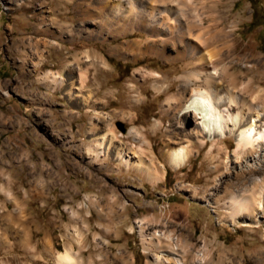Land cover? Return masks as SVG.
<instances>
[{
	"label": "rangeland",
	"instance_id": "1",
	"mask_svg": "<svg viewBox=\"0 0 264 264\" xmlns=\"http://www.w3.org/2000/svg\"><path fill=\"white\" fill-rule=\"evenodd\" d=\"M161 1L141 4L163 8ZM177 2L185 17L202 19L220 53L223 85L235 81L233 111L263 107L264 0ZM97 12L95 0H0V264H58L67 249L84 264H155L142 226L192 242L194 253L207 246V264H264V210L248 227L231 225L228 208L264 179V153L254 158L234 137L178 139L171 131L180 134V124L166 102L197 71L187 69L191 59L167 62L149 44L135 53L133 42L146 41V31L104 43ZM156 72L170 90L144 83ZM50 76L64 82L52 84ZM196 123L191 117L187 126ZM169 139L193 150L180 170L163 155ZM139 154L163 171L160 180L126 162Z\"/></svg>",
	"mask_w": 264,
	"mask_h": 264
},
{
	"label": "bare ground",
	"instance_id": "2",
	"mask_svg": "<svg viewBox=\"0 0 264 264\" xmlns=\"http://www.w3.org/2000/svg\"><path fill=\"white\" fill-rule=\"evenodd\" d=\"M95 1L99 18L103 20L101 23L102 30L99 31V35H96L104 43L135 35L137 31H146L150 36L146 41L137 40L133 42L135 53L143 50V44H149L153 45L151 48L153 54L165 59L167 62H176L185 58L191 59L187 64V69L197 71H190L191 73L183 76L180 91L171 95L166 102L167 111L173 112L180 124L178 131L180 134L174 131H171V133L179 137L178 139L181 136L189 139L196 137L198 139L206 138L214 142L219 139L224 140L234 137L239 149L254 153V158L263 157L264 106L255 105L253 109L250 108L248 114L233 111L238 104L237 97H239V94L235 91V81H231L230 85L232 87L227 88L223 85V73L219 69L222 62L219 58L220 53L212 51L213 42L207 37V31L201 18L198 16H194L192 19L185 17V10L181 3L177 2L178 0H162L161 6L163 8L148 7L147 9L141 4V0H119L118 3H116L118 0ZM126 2L127 4H125ZM175 3H178V5ZM169 14H174L175 17L172 18ZM109 16L112 20L108 19ZM107 26L110 27V30L106 33L103 30ZM45 44L47 47L52 48L56 45L51 42ZM229 48L231 50L233 46L230 45ZM37 55L39 57L38 65L42 66L45 62L43 53L37 52ZM87 58L91 60L92 64L99 62L98 55L88 53ZM104 65H107V63H104ZM49 78L52 84L53 82H64L59 76H50ZM163 78L164 76L156 72L153 78H146L144 83L153 80L154 88L158 92H162L166 88L170 90L171 86L164 85ZM133 90L136 93V102L143 100L135 85ZM254 97L258 98L260 96L255 95ZM191 117H195L197 121L196 127L192 129L187 126V121ZM139 132L134 129L130 134L136 140L143 142L142 134ZM94 151L98 152V149ZM192 151L190 144L182 145L180 142L169 139L166 142L163 155L171 167L180 170L188 163ZM118 154L122 156L123 152L119 150ZM145 157L142 154L135 162L126 158V162L131 166H138L139 169H143L151 182L160 180L163 171L147 161ZM250 158L251 154L246 156V162L251 163ZM254 185L250 190H246L247 195L242 194L232 198L228 205L229 210L233 213L231 225L238 226L241 224L251 227L250 220L254 219L255 212L259 209L264 210V179L254 182ZM257 186H259L258 191L255 188ZM195 195L193 193L194 197ZM211 206L217 208L216 205L212 204ZM240 217L245 218V220L243 222L239 221L238 218ZM254 220L258 221V218ZM141 233L145 238L144 240L149 243V246L155 252V264H207L209 262L207 246L194 253L192 242L176 241L171 234L161 230L147 234L144 226H142ZM188 257H191L190 263L187 260ZM57 263L84 264V259L76 254L74 255L70 249H67L58 254Z\"/></svg>",
	"mask_w": 264,
	"mask_h": 264
},
{
	"label": "water",
	"instance_id": "3",
	"mask_svg": "<svg viewBox=\"0 0 264 264\" xmlns=\"http://www.w3.org/2000/svg\"><path fill=\"white\" fill-rule=\"evenodd\" d=\"M120 126H121V129H122V130H125V127H124L122 124H121Z\"/></svg>",
	"mask_w": 264,
	"mask_h": 264
}]
</instances>
